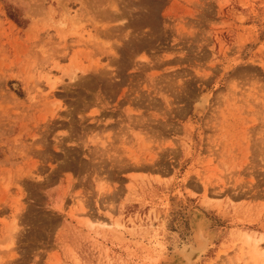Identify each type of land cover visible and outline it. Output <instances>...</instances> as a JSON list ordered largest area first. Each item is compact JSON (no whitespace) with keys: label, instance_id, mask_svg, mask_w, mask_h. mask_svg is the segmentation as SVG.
Listing matches in <instances>:
<instances>
[{"label":"rangeland","instance_id":"1","mask_svg":"<svg viewBox=\"0 0 264 264\" xmlns=\"http://www.w3.org/2000/svg\"><path fill=\"white\" fill-rule=\"evenodd\" d=\"M198 221L194 264H264V0H0V264H180Z\"/></svg>","mask_w":264,"mask_h":264},{"label":"bare ground","instance_id":"2","mask_svg":"<svg viewBox=\"0 0 264 264\" xmlns=\"http://www.w3.org/2000/svg\"><path fill=\"white\" fill-rule=\"evenodd\" d=\"M206 99L205 97L203 96H200V98L197 99V105H196V108L198 109H203L205 104H206ZM201 111V110H200ZM197 221V220H195ZM194 221V222H195ZM202 221V220H201ZM201 221H198L196 224H195V227H194V238L193 241L196 240V244L193 242V243H187V244H184L180 250H176L178 251L177 253V257L179 258V261H180V264H194L200 257L201 255L206 251L209 243H210V238L211 236L209 237V233L208 234H205V231H204V226L202 224ZM101 223V222H100ZM114 223H102V226L104 227H111ZM193 227V225H192ZM244 237V245L246 246H250L251 245V254L248 253L250 256L252 255V257L250 258H253L256 256L255 255V249H256V246L264 241V236L263 235H259L257 238H253V243L250 244L251 242V236L249 233L247 232H244L243 235ZM243 240V239H242ZM182 244V243H181ZM245 247V246H244ZM176 253V252H175ZM253 259H251L252 261H254ZM178 260V259H177ZM256 261H257V258H256Z\"/></svg>","mask_w":264,"mask_h":264}]
</instances>
